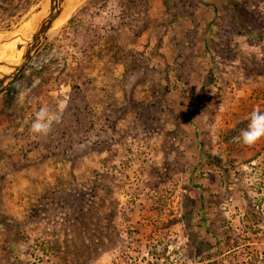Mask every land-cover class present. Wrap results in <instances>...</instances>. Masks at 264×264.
I'll return each mask as SVG.
<instances>
[{"label": "rangeland", "instance_id": "374dc122", "mask_svg": "<svg viewBox=\"0 0 264 264\" xmlns=\"http://www.w3.org/2000/svg\"><path fill=\"white\" fill-rule=\"evenodd\" d=\"M70 1L0 93L20 114L0 123V264H264V138L234 140L264 110L243 64L264 66V0H235L259 10L256 44L228 0ZM43 2L0 0V37Z\"/></svg>", "mask_w": 264, "mask_h": 264}, {"label": "water", "instance_id": "95a60500", "mask_svg": "<svg viewBox=\"0 0 264 264\" xmlns=\"http://www.w3.org/2000/svg\"><path fill=\"white\" fill-rule=\"evenodd\" d=\"M66 2L67 0H45V2L36 7L27 19V22H29L32 17L38 16V23L35 28H17L4 32L5 35L0 37V43L17 39L15 58L12 60H0V93L6 90L15 80L29 59L46 40L48 31L54 21L60 16ZM45 11L46 13L43 14Z\"/></svg>", "mask_w": 264, "mask_h": 264}, {"label": "trees", "instance_id": "16d2710c", "mask_svg": "<svg viewBox=\"0 0 264 264\" xmlns=\"http://www.w3.org/2000/svg\"><path fill=\"white\" fill-rule=\"evenodd\" d=\"M228 4L231 6H222V10H224V16L226 18V21L229 22H236L238 28L236 27V29H240L239 31L242 33V31L244 32V34H246L248 36V41L249 43L253 42L254 44H256V42H259V37L262 38V33L259 30V26L255 25V21L259 22V10L248 12L246 10H244L243 8H240L239 6H235V0H228ZM233 4V6H232ZM215 12L216 8L214 6L213 9ZM251 23L250 27L255 26V30H250L248 29V26L246 24ZM237 31V32H239ZM247 41V42H248ZM251 41V42H250ZM243 64H244V69H245V73L246 76L248 75V73L250 71L256 73V74H263L264 73V66L263 63L261 65V63H259V61L257 62H252L251 65H246V60L243 58ZM253 61L254 58H253ZM248 64V63H247ZM211 79V78H210ZM207 80V82H210ZM36 91V90H35ZM34 90L32 92H35ZM31 92V93H32ZM33 94V93H32ZM9 110H6L4 115L0 114V123L2 122V120H4L5 122H7L9 125L10 123H13L16 121L17 117H20V114H17L15 112V109L10 112H8ZM16 123V122H15ZM17 124V123H16ZM81 197L83 195V191L81 190ZM79 193L76 194V196H71L69 201L67 202V205L69 206V211L68 213L70 214V217H74L73 218V223L77 224L78 226L82 225V223L84 222L83 218V213L85 210H83L84 206H85V199L80 198L78 195ZM66 204V202H65ZM68 222V218L66 220ZM65 223V221H64ZM14 241V240H13Z\"/></svg>", "mask_w": 264, "mask_h": 264}, {"label": "clouds", "instance_id": "9594fccd", "mask_svg": "<svg viewBox=\"0 0 264 264\" xmlns=\"http://www.w3.org/2000/svg\"><path fill=\"white\" fill-rule=\"evenodd\" d=\"M67 101L60 102L57 110L53 111L47 106L40 107L34 113V119L30 125L33 134L47 136L52 132L53 125L59 124L63 113L67 108ZM247 127L242 129L234 140L244 145H254L261 138H264V110L259 107L253 108L247 117Z\"/></svg>", "mask_w": 264, "mask_h": 264}, {"label": "bare ground", "instance_id": "6f19581e", "mask_svg": "<svg viewBox=\"0 0 264 264\" xmlns=\"http://www.w3.org/2000/svg\"><path fill=\"white\" fill-rule=\"evenodd\" d=\"M71 5H72V1L67 0V2L65 4V7H64L63 11L61 12V14L64 12V10H66L67 8H70ZM45 13H46V11L43 12V14H45ZM61 14L54 21V23L61 18ZM63 16H64V14H63ZM37 19H38V16L32 17L31 20L29 22H27L24 27L25 28H35L36 24H37V21H38ZM61 21H62V18L58 22H61ZM58 22H56V23H58ZM16 40L17 39L9 40V41L0 43V60L3 59V58L12 60V59L15 58V44H16Z\"/></svg>", "mask_w": 264, "mask_h": 264}]
</instances>
